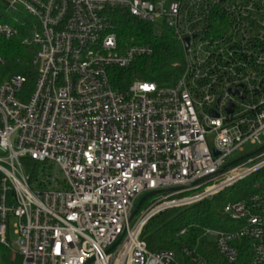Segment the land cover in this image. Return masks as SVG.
<instances>
[{"label": "built area", "instance_id": "1", "mask_svg": "<svg viewBox=\"0 0 264 264\" xmlns=\"http://www.w3.org/2000/svg\"><path fill=\"white\" fill-rule=\"evenodd\" d=\"M1 1L30 19L0 23V39L29 24L24 44L37 48L32 92L19 75L0 86V248L10 263L207 264L205 239L226 264H238L245 247L249 264H264L259 183L224 208L235 230L180 231L179 239L194 237L181 261L173 251L151 252L142 237L161 213L264 171V0ZM114 11L180 43L174 85L114 90L112 69L153 54L119 42ZM24 160L35 163L32 173ZM49 163L63 180L43 174L35 185L36 167Z\"/></svg>", "mask_w": 264, "mask_h": 264}, {"label": "trees", "instance_id": "2", "mask_svg": "<svg viewBox=\"0 0 264 264\" xmlns=\"http://www.w3.org/2000/svg\"><path fill=\"white\" fill-rule=\"evenodd\" d=\"M16 17L22 22L30 19L26 15L10 13L5 3L0 0V23H13ZM110 20L122 45L146 46L153 51L149 57L135 59L126 69L110 71V82L116 92H126L135 82L156 83L160 86H172L176 83L182 74L184 59L180 43L170 32L164 30L162 35L158 36L152 26L122 11L112 12ZM28 36L29 24L21 27L18 37L11 40L0 39V55L5 59V65L0 70V86L12 76L19 75L28 80V92L34 89L37 80V67L34 63L37 48L24 44ZM24 165L29 174L33 172L34 162L24 160ZM1 180L0 173V184ZM258 183L264 187V171L212 199L191 207L161 213L153 218L143 231L142 237L148 249L154 253L173 251L181 261V249L185 241L177 237L180 231L190 229V235H193L196 227L229 232L235 230L237 225L224 213V208L229 203L248 199L255 193L254 187ZM199 253L207 264H226L216 252L214 244L208 240L199 241ZM242 253L238 264H249L248 249L245 247ZM3 262L17 264L10 263V257L7 256Z\"/></svg>", "mask_w": 264, "mask_h": 264}, {"label": "rangeland", "instance_id": "3", "mask_svg": "<svg viewBox=\"0 0 264 264\" xmlns=\"http://www.w3.org/2000/svg\"><path fill=\"white\" fill-rule=\"evenodd\" d=\"M14 140V139H13ZM254 149V147L252 146H247V150L248 151H252ZM48 175L52 178L58 179L59 181L63 180V175L60 171L59 168L55 167L52 164H38V166L36 167V180L34 181V184L37 185L38 182L42 179V175ZM152 199L145 201V203L142 205L140 211H142L150 202ZM14 222V221H12ZM194 238L192 236L186 237L184 238V243H189L190 240ZM213 240V239H211ZM11 257V254L9 252H6L5 249L0 248V264H4L3 259L4 257Z\"/></svg>", "mask_w": 264, "mask_h": 264}, {"label": "water", "instance_id": "4", "mask_svg": "<svg viewBox=\"0 0 264 264\" xmlns=\"http://www.w3.org/2000/svg\"><path fill=\"white\" fill-rule=\"evenodd\" d=\"M186 43H187V41H186ZM216 156H218L217 154H215ZM146 198H144L137 206H136V208L134 209V212H133V214H132V217H131V220L136 216V214H137V212H138V210H139V208H140V206H141V204L144 202V200H145Z\"/></svg>", "mask_w": 264, "mask_h": 264}]
</instances>
